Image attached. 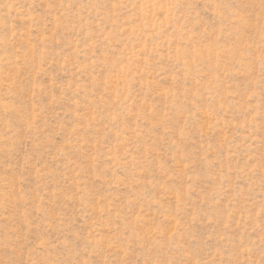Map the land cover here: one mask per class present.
I'll return each instance as SVG.
<instances>
[{
  "label": "rangeland",
  "instance_id": "obj_1",
  "mask_svg": "<svg viewBox=\"0 0 264 264\" xmlns=\"http://www.w3.org/2000/svg\"><path fill=\"white\" fill-rule=\"evenodd\" d=\"M0 264H264V0H0Z\"/></svg>",
  "mask_w": 264,
  "mask_h": 264
}]
</instances>
